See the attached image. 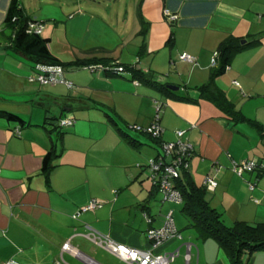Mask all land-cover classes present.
Wrapping results in <instances>:
<instances>
[{"label": "crops", "instance_id": "1", "mask_svg": "<svg viewBox=\"0 0 264 264\" xmlns=\"http://www.w3.org/2000/svg\"><path fill=\"white\" fill-rule=\"evenodd\" d=\"M18 1L29 19L43 24L41 36L69 65L63 67L64 77L74 87L29 82L40 65L4 40L12 0H0L5 49L0 51V264H86L92 242L85 236L91 231L129 248L150 249L148 231L162 228L165 216L173 211L175 217L183 207L164 202L147 171L138 167L158 157L161 147L129 127L154 124L156 104L162 105L163 141L174 142L176 132L184 131L194 147L192 182L217 181L215 191L207 189L210 206L229 223L264 222V175L258 178L254 171L238 177L232 171L233 162L264 166V131L229 121L197 91L219 67L220 59L213 67L212 58L225 40L258 38V44L233 55L215 83L237 111L264 129V0ZM166 10L178 15L175 23ZM184 53L196 64L181 62ZM99 62L133 66L144 77L136 86L139 78L132 72L81 73L86 67L78 63ZM147 80L177 87V95ZM49 114L58 121L72 117L75 124L53 128ZM49 152L54 153L53 168L46 174L43 162ZM255 183L251 190L249 184ZM93 200L103 207L81 212ZM181 227L182 240L157 253L179 251L173 264H226L221 253L208 259L212 247L191 223L195 233L183 235ZM67 244L71 251L64 249ZM244 262L264 264V251L245 255Z\"/></svg>", "mask_w": 264, "mask_h": 264}, {"label": "trees", "instance_id": "2", "mask_svg": "<svg viewBox=\"0 0 264 264\" xmlns=\"http://www.w3.org/2000/svg\"><path fill=\"white\" fill-rule=\"evenodd\" d=\"M31 21L34 20L29 19L25 15L19 1L12 0L7 18L5 20V29L2 34L4 36V40L10 43V48L14 49L15 52L27 58L33 64L40 66H59L62 68H68L69 65L63 63L51 52L49 39H44L42 36L27 34V27ZM250 38L251 37L248 39L228 38L225 40L218 50L220 59L219 67L217 69L214 68L213 74L208 84L197 88V91L199 92L201 98L209 100L214 105H216L217 108H219L225 114L229 121L235 124L247 122L254 126L258 131H264L261 125L253 120L247 119L240 111H237L233 103L227 100L223 93L217 89L215 83L216 77L223 75L226 72V68L229 67L230 60L235 53L259 43L258 38H252L251 40ZM101 62L91 65L102 64L110 69L113 67L111 63ZM78 64L81 67L90 66L81 63ZM116 66H122L126 71L132 72L134 77H137L140 80L144 77L142 72L137 70L136 67L125 66L119 63ZM103 74L110 75V72H105ZM147 81L156 88H164L173 96L177 95V93L168 90L166 86H161L157 81ZM189 98L190 97H186L184 100L196 102L193 98ZM8 117L10 119L21 120L19 117L13 114H8ZM132 127L134 126H130L129 128L132 130ZM58 128L61 127L58 126ZM146 129H142V131L138 132L148 136L154 142H157L161 147L163 137L162 140L154 139L152 136L144 132ZM53 158V152H49L45 157L43 162L44 173L48 174L53 168ZM258 164L260 165V168H258L256 171L259 172V178L264 175V167L259 162ZM251 185H254L255 187L256 183L249 184V186ZM176 187L181 192L183 198L181 203L183 204L182 212L185 216H187V218L190 219L191 227L196 229L202 238L217 242L219 247L226 254L230 264H245V255L253 256L257 252L264 251V223L251 225L246 222H236L234 226L227 227L223 222V215L217 209L212 208L209 202L206 200L208 193L206 186H198L192 182L189 171L183 172L182 176L177 181Z\"/></svg>", "mask_w": 264, "mask_h": 264}, {"label": "built area", "instance_id": "3", "mask_svg": "<svg viewBox=\"0 0 264 264\" xmlns=\"http://www.w3.org/2000/svg\"><path fill=\"white\" fill-rule=\"evenodd\" d=\"M165 15L170 23H175L178 20V15L172 14L168 10L165 11ZM43 28L42 23L31 21L27 27V34L41 36ZM179 59L181 62L190 64H196L197 62L195 57L186 53L182 54ZM218 59L219 53L217 52L212 58L213 67L217 66ZM117 64L118 63L111 64L113 65L111 69L102 64L90 65L86 68L91 72H110L111 75L115 76H123L128 72L122 66H116ZM228 69L229 67L226 68V71ZM28 80L30 83H35L40 86L65 85L69 89L74 87L71 82L65 79L64 70L59 66H39L35 74ZM134 84L136 86L140 85L138 81H134ZM161 109L162 105L157 104L155 123L144 131L157 140H162L164 134V129L160 124V116L158 115ZM74 124L75 119L72 117L63 118L59 121V127L61 128L73 127ZM132 130L142 131L138 126L132 127ZM185 135L186 133L184 131H177L176 140L174 142H162L161 154L158 157L150 159L145 165H138L139 168L147 171L151 182L161 193L164 202L181 204L183 201L181 192L176 187L177 181L180 179L183 172L189 171L190 160L194 154V147L186 140ZM259 166L257 161H246L242 163L233 162L232 171L237 176L242 177L245 173L256 171L260 168ZM204 185L209 191H215L218 183L215 179L207 178ZM250 189L253 190L254 185H251ZM103 205L104 203L100 200H93L87 207L83 208L81 212L96 211L101 209ZM85 237L97 247L112 254L125 264H173L179 256V251L173 253H157L156 251L171 241L182 240L176 228L173 211H170L165 216V222L162 228L148 231L147 238L150 243V249L148 250H138L117 244L110 238L95 231H91ZM64 249L66 251H71L69 244L65 245ZM187 249L190 252L191 245H187ZM83 260L86 264H99L90 258H84ZM188 263L187 261V264ZM4 264L18 263L15 261H8Z\"/></svg>", "mask_w": 264, "mask_h": 264}, {"label": "rangeland", "instance_id": "4", "mask_svg": "<svg viewBox=\"0 0 264 264\" xmlns=\"http://www.w3.org/2000/svg\"><path fill=\"white\" fill-rule=\"evenodd\" d=\"M0 51L1 52H5V49L3 48V43H1V46H0ZM144 61L146 62V63H149V61L145 58L144 59ZM86 70H84V71H82L81 73H87L88 75L90 74V75H93L92 74V72L89 70V69H87V68H85ZM126 73H128V72H126ZM167 74L168 73H166V74H164L163 76H164V78L165 79H167ZM127 75H131L130 74V72L127 74ZM168 76H169V74H168ZM136 81H138L140 84H141V80H136ZM133 83V82H132ZM143 83H145V85L147 84L146 82H144L143 81ZM157 105V104H156ZM154 111H155V114H156V107H154ZM156 116V115H155ZM156 118V117H155ZM132 126H134V125H132ZM139 127V126H138ZM145 165V164H144ZM177 213L175 214V217H174V219H175V224H176V228L177 227H180V226H182L181 227V234H187V233H189V232H192L193 233V231H194V233H195V230H193V229H190L189 228V226H190V219L189 218H187V216H185L183 213H182V207L181 206H179L178 208H177ZM165 222V221H164ZM223 222L225 223V225L227 226V227H232V226H234V224L235 223H229V222H227V221H225L224 220V218H223ZM261 223H264V222H261ZM261 223H257V224H261ZM256 224V225H257ZM197 242H200V244H202L203 243V240L202 239H200L199 241H197ZM208 245H210V247H212V249H207V255H208V259H210V260H216V258H217V254L218 253H221V255H222V257L224 258V260H225V262H226V264H230L229 263V261L227 260V256H226V254L223 252V250H221L220 248H219V245L217 244V242H215L214 240H208ZM88 247H89V253L90 254H85L88 258H90V259H92V260H94L95 262H97V263H101V264H123V263H121L119 260H117L115 257H113V256H111L110 254H108L107 252H105V251H103V249H101V248H98V247H96L94 244H92V243H88ZM68 264H84V263H82V262H78V261H66Z\"/></svg>", "mask_w": 264, "mask_h": 264}, {"label": "water", "instance_id": "5", "mask_svg": "<svg viewBox=\"0 0 264 264\" xmlns=\"http://www.w3.org/2000/svg\"><path fill=\"white\" fill-rule=\"evenodd\" d=\"M168 89L171 90V91H173V92L179 90V88L173 87V86H169ZM47 117L51 119V126L53 128H57L59 126V121L58 120L53 119L50 114L47 115Z\"/></svg>", "mask_w": 264, "mask_h": 264}]
</instances>
